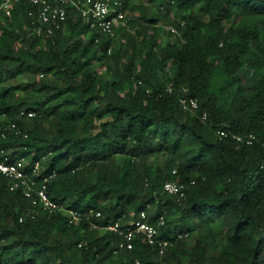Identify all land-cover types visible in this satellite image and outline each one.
Here are the masks:
<instances>
[{"label":"trees","instance_id":"obj_1","mask_svg":"<svg viewBox=\"0 0 264 264\" xmlns=\"http://www.w3.org/2000/svg\"><path fill=\"white\" fill-rule=\"evenodd\" d=\"M122 1L115 37L74 9L49 38L30 1L0 12V114L19 131H0V159L43 161L38 182L55 174L50 197L83 215L46 214L0 175V264H264V0ZM142 212L165 219L163 256L103 229Z\"/></svg>","mask_w":264,"mask_h":264},{"label":"built area","instance_id":"obj_2","mask_svg":"<svg viewBox=\"0 0 264 264\" xmlns=\"http://www.w3.org/2000/svg\"><path fill=\"white\" fill-rule=\"evenodd\" d=\"M20 1L5 0L0 6V12L6 14V16H11L12 5ZM28 1L38 9L36 16L40 24L34 28V32L38 36H45L47 38L53 36L55 31L59 30L66 22L70 9H74L81 17L89 21L92 28H100L103 33L111 37H115L119 29L130 30L129 17L124 10L122 0ZM174 31L175 29L172 28V32ZM169 91L172 92L171 90ZM181 104L185 110H197L199 108V102L194 98H182ZM22 114L25 113L23 112ZM27 115L31 118L35 113L30 112ZM0 131L3 138L7 137L8 132L19 133L17 124L10 122L5 114H0ZM219 136L220 138H226L229 137V133L222 130L219 131ZM232 138L237 143H247L249 145H252L256 139L253 135L249 137L232 135ZM2 154L5 155V152L2 151ZM44 170L43 161H37L32 164L26 159H14L10 157L0 159V175L9 180L11 191L22 190L25 198L30 200L33 206H39L46 214L53 215L64 212L70 224L81 221L83 219L81 212L56 203L48 194L47 183L55 177V174L43 179L41 184L38 182L37 179L42 178ZM194 184L195 182L191 183V185ZM191 185L168 182L164 185V191L169 195L184 197L186 190ZM93 214L94 212L91 210L90 215ZM96 217H100V214H96ZM165 223L164 217H160L156 225L151 224L149 223V215L146 212H142L136 220L110 223L103 229L120 236L123 239L121 248H126L127 250H132L134 241L138 236L143 235L148 244L156 246L159 254L163 256L173 246L172 241L159 238L161 228ZM94 227L98 228L96 225Z\"/></svg>","mask_w":264,"mask_h":264},{"label":"rangeland","instance_id":"obj_3","mask_svg":"<svg viewBox=\"0 0 264 264\" xmlns=\"http://www.w3.org/2000/svg\"><path fill=\"white\" fill-rule=\"evenodd\" d=\"M128 17H130V16L128 15Z\"/></svg>","mask_w":264,"mask_h":264}]
</instances>
